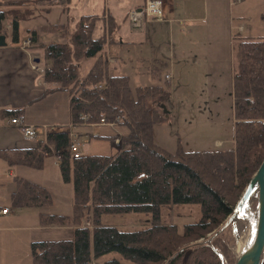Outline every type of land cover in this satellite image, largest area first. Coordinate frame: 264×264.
Returning a JSON list of instances; mask_svg holds the SVG:
<instances>
[{
  "label": "trees",
  "instance_id": "16d2710c",
  "mask_svg": "<svg viewBox=\"0 0 264 264\" xmlns=\"http://www.w3.org/2000/svg\"><path fill=\"white\" fill-rule=\"evenodd\" d=\"M3 1L8 2V10L0 11V34L6 33L1 22L9 20L13 40L18 42L19 22L33 15L37 4L51 0ZM98 24L102 28L96 36ZM121 27L114 16L105 14L82 15L76 22L70 15L63 23L42 27L56 37L39 46L49 85L44 96L68 94L74 127H96L103 118L114 121L119 117L117 126L127 127L128 133L94 136L119 139L120 151L114 156L73 158L68 131L50 132L46 140L26 148L0 150L10 168L41 170L53 147L62 154L59 168L64 182L73 184L72 216L46 211L39 217L44 228L72 227L73 238L32 241V264H93L112 252L133 264H234L225 234L240 221L237 217L231 221L235 206L264 160V36L233 37L237 43L232 143L187 150L178 137L176 149L169 151L154 139L155 128L170 119L164 108L171 103L172 86L168 79L160 81L165 64L161 62L151 72L159 83L135 89L130 76L111 74L107 48L121 43ZM32 40L36 42L35 33ZM89 60L93 63L82 74V65ZM20 115L21 110L3 111V117ZM15 181L13 207L46 210L54 205L46 187L19 177ZM183 204L200 205L198 222L186 224L182 232L176 225L161 222L164 207ZM131 213L151 215V225L124 231L102 224L103 215ZM103 264L122 263L111 259Z\"/></svg>",
  "mask_w": 264,
  "mask_h": 264
},
{
  "label": "rangeland",
  "instance_id": "374dc122",
  "mask_svg": "<svg viewBox=\"0 0 264 264\" xmlns=\"http://www.w3.org/2000/svg\"><path fill=\"white\" fill-rule=\"evenodd\" d=\"M51 1L53 4L55 3L53 0ZM135 2L137 5H142V0H135ZM198 2L202 7L205 4L204 0H198ZM241 2L242 4L231 6L228 0H209L208 3L211 5V8L208 13V23L204 21L202 24L196 23L192 26L193 28H197L198 32L201 31L198 38L199 45L194 47L190 45L189 40L186 41L184 45L186 48L184 50L189 51L188 57L191 61L190 63L176 64L175 78L173 79V102L179 114L176 117L175 115L171 116L169 113V122L156 127L154 131L155 142L169 151L176 149L178 137L182 139L187 150L211 149L217 140V146L225 147V143H232L234 133L232 78L235 70L234 47L237 43L233 37L236 34H240V38L264 36V0H241ZM7 3V1L0 3V11L8 10ZM93 4L100 6L102 3L100 0H73L72 9L76 15L87 14L89 11L91 13L94 12L93 10H96V6L92 7ZM55 5L59 6V3H55ZM61 7H58L59 10ZM232 12L236 16L233 19ZM204 15L205 13L200 16ZM79 18L80 16L77 20ZM20 24V40L22 41L30 33L24 29V22ZM101 28L102 24H98L96 36L100 35ZM123 30L125 31L123 32V38L124 36L126 38L132 37V35L130 36L131 32L128 23H126ZM208 34L215 35V39L208 41V38H206ZM54 38L56 40V37ZM54 38L51 40L47 39V43L54 40ZM8 43H12L10 38L8 39ZM145 49V46H141L140 48L126 46L123 49V54L127 57V60L124 61V66L121 62L119 63L115 60L111 67H115L117 71L114 72L113 69H110L111 74L122 73L130 76L133 89L138 86L159 83L158 80L152 77L151 72L154 67H160L161 61L147 60L139 62V60H136L143 53L146 54ZM182 49L178 47L176 52L179 54ZM193 59L198 60L196 65L193 64ZM91 64L92 62L90 61L84 62L81 68L82 74L87 72ZM41 66L42 69L46 68L44 59ZM118 67H122L120 68L122 69L121 72ZM123 67L125 68L123 69ZM165 79L167 78L165 77V71H163L160 81L162 82ZM171 106V103L168 104V111ZM29 115L30 121L33 120L32 122L40 123L36 139L33 141L26 140L19 128H0V144L10 142V146L13 147H29L34 145L38 140L43 139L44 132L47 130L49 132L65 130L78 135L77 141L82 146L81 151L83 155L114 156L120 151V145L116 144V149L113 141L99 139L94 136H111L118 133L124 135L128 133V128L125 126H117V131L115 132L106 125H99L93 128L81 125L76 126L74 129L73 127L69 129L68 125L71 122L69 97L64 92L51 96L42 104L39 110H32ZM43 124L46 125L45 128L47 129L42 127ZM64 125L65 127H63ZM57 126H60V128L56 129ZM9 168L0 159V205L4 204L11 208V216L15 220L13 224H17L16 226L20 224L22 226L27 224L28 226H33L39 221L38 208L15 209L13 207L11 197L12 191L16 188V177H22L21 179L24 178L46 187L53 198L54 212L72 216L73 184L71 182H64L62 172L59 167L53 164V159L48 157L46 166L41 170L17 166L13 170L14 173L10 175L8 172ZM249 203L250 208L256 210L258 206V189L253 193ZM18 213H21L20 216ZM200 217L201 209L199 204L171 205L164 207L161 212V222L176 225L179 232L183 231V227L186 224L198 222ZM151 219V215L145 213L103 215L102 224L105 226H115L124 231H132L150 226L152 223ZM86 223L84 222V224ZM247 226L246 221L240 219L225 234V240L231 249L234 262L238 258L235 247L241 236L246 232ZM225 227L223 226L222 228ZM46 232L48 234L38 232L35 239L31 235V239L24 237L23 234L26 232L21 230L17 232L10 231L7 235L0 236V264L6 260L8 261L7 264H32L31 242L33 240L57 241L68 240L70 238L69 231L53 230ZM111 259H119L122 264H133L123 259L117 252L109 253L93 264H103Z\"/></svg>",
  "mask_w": 264,
  "mask_h": 264
},
{
  "label": "crops",
  "instance_id": "0c3cea01",
  "mask_svg": "<svg viewBox=\"0 0 264 264\" xmlns=\"http://www.w3.org/2000/svg\"><path fill=\"white\" fill-rule=\"evenodd\" d=\"M72 1L67 0L65 4H59V6L53 4L52 1L48 3H39L35 6L34 14L29 16L28 18L21 20L19 22V41L15 42L12 37V26L9 20L2 21V25L4 27V31H6V46L0 47V128H18L11 125L10 120L12 117H3L4 110H21L22 117L25 122L29 125H34L37 128L40 127V123L32 122L29 120V113L32 110H39L42 107V104L51 96L56 95L60 92L50 94L48 96H44L46 89L48 88V84L45 81L44 73L41 71H34L32 69L33 65H37L43 70L41 67L43 62V52L39 48L40 45L47 44V39L51 40L54 38V35L49 33H45L42 30V27L53 24L58 22H65L68 17L73 16L75 17V22L77 21L78 17L82 15L88 14H105L106 16L112 15L114 18L121 23L122 28L118 33V37L120 40V44L109 46L107 51L109 52L110 58V69H113L114 72L115 67H111L112 63L117 60V62H121L124 66V61L127 60L126 55L123 54V49L126 46H135L141 47L145 46L146 54H142L138 59L139 62L147 61V60H159L163 64H165V77L169 76V81L172 86V96H171V107L169 108L170 115L178 116V112L176 106L174 105V95H173V79L175 78V68L176 64L179 63H190L191 59L189 56V51H185L184 45L186 41L189 40L191 46L197 47L199 45V34L201 31L198 32L197 28H193L192 26L196 23H208V13L211 5L208 3L209 0H204L205 4L202 5L198 2V0H165L164 3V19L165 22H145V27L143 31H133L130 28V24L128 21V12L133 9L134 7L138 8L141 7L144 3L142 0V5H137L135 0H100L101 5L93 4L92 7L96 6V10L94 12H87V14L76 15L74 14V10L72 9ZM242 4V2L240 3ZM61 5H63L61 7ZM232 6V5H231ZM58 7H61L59 10ZM240 12V11H239ZM238 12V13H239ZM204 16H200L204 14ZM235 14L232 12V19L235 18ZM239 18V17H237ZM21 22H24V29L30 33L28 37L24 40H20V27ZM128 23L130 29V36L132 37L123 38V30L124 26ZM186 28V30H184ZM36 34V42H33L32 45L28 48H23V42L29 38L32 39L33 34ZM201 37V35H200ZM12 40V43H8V39ZM208 41L211 39H215V35L208 34L206 35ZM44 39V41H43ZM126 39V40H125ZM55 40V38H54ZM52 40V41H54ZM129 43V44H122V43ZM49 43V42H48ZM210 42V46H211ZM179 48H183L179 54L176 52ZM115 58H114V57ZM93 63V60H89ZM198 60L193 59V64H197ZM92 65V64H91ZM116 66V65H115ZM91 67V66H90ZM122 67H118L119 71L121 72ZM125 67H123L124 69ZM88 71V70H87ZM122 74V73H120ZM43 109V108H41ZM40 109V110H41ZM39 112V111H38ZM69 112H70V119L71 122L68 125L69 129L75 128L72 125V116H71V108L69 105ZM37 113V112H36ZM45 124L42 127L45 128ZM65 127V125L63 126ZM60 126H57L56 129H59ZM114 132L117 129H113ZM63 131V130H61ZM65 131V130H64ZM57 132V131H56ZM44 138L41 140H46L47 134L50 133L49 130L44 132ZM71 135L77 136L76 133L69 131ZM119 134V133H118ZM121 135V134H119ZM78 138H76L77 140ZM71 140H75L71 138ZM29 141V140H28ZM218 141V140H217ZM216 141V142H217ZM215 142V145H216ZM10 142H6L5 144H0V150H12V149H19V148H26V146H17L13 147L10 146ZM113 145L116 147L115 141H113ZM50 149H54L50 147ZM55 150V149H54ZM48 157L53 159L54 163V155L51 150V153L48 154L45 158V165ZM0 159L8 165L5 160L0 156ZM57 166V165H55ZM17 166H13L9 168L8 172L12 175L14 172V168ZM23 167V166H22ZM26 167V166H24ZM59 167V166H57ZM29 168V167H28ZM22 178V177H21ZM24 179V178H23ZM15 187L17 185L15 184ZM16 190L12 191V193ZM52 206L50 209H38V217H40L41 213L44 212H54ZM9 208L8 214H0V236L11 232H17L18 230L25 231L26 233L23 234L24 237H28L31 239L36 238V234L43 233L48 234L46 231H69L70 238L73 237L72 230L73 228L70 226L67 227H48L44 228L40 225V222H36L33 226L21 224L16 226L17 224H13L15 221L11 216V208L7 205L1 204L0 209ZM16 209V208H15ZM31 209V208H30ZM21 213H18L20 216ZM58 214V213H57ZM40 220V218H39ZM31 235V236H30ZM67 240V239H64ZM30 242V240H28ZM33 241H46V240H33ZM28 244V243H27ZM9 246V245H8ZM12 246V245H11ZM7 255V254H6ZM8 261H4L1 264H7Z\"/></svg>",
  "mask_w": 264,
  "mask_h": 264
},
{
  "label": "built area",
  "instance_id": "2783aa9c",
  "mask_svg": "<svg viewBox=\"0 0 264 264\" xmlns=\"http://www.w3.org/2000/svg\"><path fill=\"white\" fill-rule=\"evenodd\" d=\"M56 3L59 4H65L67 0H53ZM230 1V4L232 6L236 4H240L241 0H228ZM164 3L165 0H144V3L141 7L133 8L128 12V21L130 24V27L134 31H141L145 27V22H164ZM166 21V20H165ZM33 40L31 38L25 40L23 42V48H28L32 45ZM32 69L34 71H41L45 72V69L41 70L40 67L37 65H33ZM167 79H169V76H166ZM99 88H102L101 86ZM88 116L84 117V122H87ZM120 122V118L117 117L114 121H107L106 119H101L99 125H106L112 129H116L118 123ZM11 125L18 127L21 132L23 133V136L26 140L33 141L36 139L38 135V128L34 125H29L25 122V120L20 116H15L11 118L10 120ZM92 127L95 126V124L91 125ZM71 138H74L75 140H72L69 151L72 154L73 158H79L83 156L81 151V144L79 141L76 140L77 136L71 135ZM120 140H116V144L120 145ZM54 155V163L55 165L59 166L62 161V154L61 151H55L54 149H51ZM9 208L0 209V214H8ZM88 227H91L90 223L85 224Z\"/></svg>",
  "mask_w": 264,
  "mask_h": 264
},
{
  "label": "water",
  "instance_id": "95a60500",
  "mask_svg": "<svg viewBox=\"0 0 264 264\" xmlns=\"http://www.w3.org/2000/svg\"><path fill=\"white\" fill-rule=\"evenodd\" d=\"M6 45V36L0 35V47ZM164 111L167 115L169 114L166 108ZM257 189L260 207L257 232L253 242L241 253L234 264H261L264 256V160L238 200L231 221L236 217L244 219L245 207Z\"/></svg>",
  "mask_w": 264,
  "mask_h": 264
},
{
  "label": "bare ground",
  "instance_id": "6f19581e",
  "mask_svg": "<svg viewBox=\"0 0 264 264\" xmlns=\"http://www.w3.org/2000/svg\"><path fill=\"white\" fill-rule=\"evenodd\" d=\"M259 212H260L259 204L256 207V210H252L250 208V203L249 202L247 203L243 217L248 226L247 229L245 230L246 232L241 236L240 240L238 241L235 247V252L238 257L253 242L255 238L258 228Z\"/></svg>",
  "mask_w": 264,
  "mask_h": 264
}]
</instances>
